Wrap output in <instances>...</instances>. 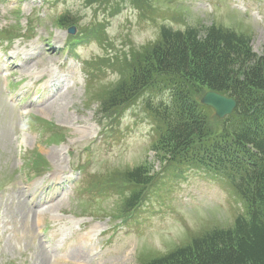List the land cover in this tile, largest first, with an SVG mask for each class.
I'll return each instance as SVG.
<instances>
[{"label":"rangeland","instance_id":"rangeland-1","mask_svg":"<svg viewBox=\"0 0 264 264\" xmlns=\"http://www.w3.org/2000/svg\"><path fill=\"white\" fill-rule=\"evenodd\" d=\"M12 1L0 0V36L13 37L27 23L30 29L42 23L35 28L43 39L42 49L54 48L56 52V57L53 51L47 55L38 52L41 59L46 58L34 68L43 70L64 60L59 50L62 45L54 42L58 36L61 41L70 36L57 27L56 18L64 13L70 15L78 31L72 36L79 39L75 47L80 60L85 61L84 70L78 72L77 79H69L65 90L44 91L42 86L24 90L30 87V81L14 88L17 104L24 105L22 111L26 109L23 127L19 128L24 131L19 137V163L25 172L48 171L52 176L71 173L81 182L75 185L74 199H63L71 194L72 184L62 188L51 186L43 178L30 182L17 178L12 131L15 112L0 97V264H86L91 260L92 248L74 247L79 241L69 243L59 255L46 248L34 229L38 210L42 219L51 223L47 229L51 246L65 234L63 216L71 219L70 226L76 232L78 226L80 232H99L121 219L125 221L102 235L103 239L110 236L111 241L105 248L101 238L103 258L92 264H141L208 231L230 227L243 211L242 202L213 175L188 168H163L165 160L151 148L156 133L143 109V100L124 109L115 121L117 112L111 120L102 119L97 105L130 75L136 61L148 58L145 52L158 42L163 26L202 31L213 24L247 36L252 50L262 55L264 0H241L235 5L225 0H54L51 4L46 0H15L14 6ZM239 7L256 10V16L241 12ZM98 25H102L100 41V34L92 31ZM81 31L86 36L82 40ZM30 33L33 39L34 33ZM88 61L90 66L85 68ZM19 74L13 76L12 83L18 81ZM53 94L56 100L45 104ZM35 98L39 106H30ZM161 99L166 100V95ZM31 117L41 119L40 123L31 122ZM31 123L38 125L33 131ZM208 123L212 130H218L213 115ZM101 128L106 132L99 133ZM140 166L149 172L150 183L141 190V205L130 218L124 217V202L133 190L123 176ZM95 187L106 190L102 195L87 193ZM83 189L84 196H80Z\"/></svg>","mask_w":264,"mask_h":264},{"label":"trees","instance_id":"trees-1","mask_svg":"<svg viewBox=\"0 0 264 264\" xmlns=\"http://www.w3.org/2000/svg\"><path fill=\"white\" fill-rule=\"evenodd\" d=\"M59 24L69 26L66 16ZM137 61L126 80L107 95L111 110L159 81L172 94L165 130L154 151L162 160L207 166L225 175L243 204L233 224L195 237L169 253L141 264H264V46L252 50L247 37L214 25L198 31L161 27L158 43ZM216 92L234 99V113L208 123L211 110L201 96ZM126 180L141 186L149 181L142 167ZM130 198L126 208L137 201Z\"/></svg>","mask_w":264,"mask_h":264},{"label":"water","instance_id":"water-1","mask_svg":"<svg viewBox=\"0 0 264 264\" xmlns=\"http://www.w3.org/2000/svg\"><path fill=\"white\" fill-rule=\"evenodd\" d=\"M201 103L211 107L218 118H224L232 114L235 102L230 98H225L214 92H207L201 99Z\"/></svg>","mask_w":264,"mask_h":264},{"label":"bare ground","instance_id":"bare-ground-1","mask_svg":"<svg viewBox=\"0 0 264 264\" xmlns=\"http://www.w3.org/2000/svg\"><path fill=\"white\" fill-rule=\"evenodd\" d=\"M87 241L89 240V236H86Z\"/></svg>","mask_w":264,"mask_h":264}]
</instances>
